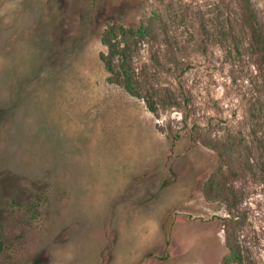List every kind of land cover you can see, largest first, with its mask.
<instances>
[{
    "label": "rangeland",
    "instance_id": "1",
    "mask_svg": "<svg viewBox=\"0 0 264 264\" xmlns=\"http://www.w3.org/2000/svg\"><path fill=\"white\" fill-rule=\"evenodd\" d=\"M0 264H264V0H0Z\"/></svg>",
    "mask_w": 264,
    "mask_h": 264
}]
</instances>
